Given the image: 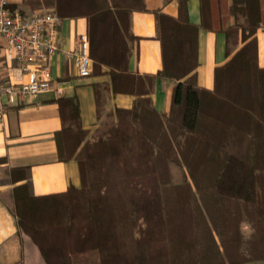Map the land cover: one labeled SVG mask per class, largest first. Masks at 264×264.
Here are the masks:
<instances>
[{
	"label": "trees",
	"instance_id": "obj_1",
	"mask_svg": "<svg viewBox=\"0 0 264 264\" xmlns=\"http://www.w3.org/2000/svg\"><path fill=\"white\" fill-rule=\"evenodd\" d=\"M56 16L84 18L99 121L111 97L134 98L115 108L88 137L75 97L56 102L58 160H74L80 187L32 193L30 171L0 158V193L17 219L16 235L38 264L264 263V68L255 33L264 0H199L200 23L155 12L162 68L128 69L131 15L143 0H50ZM225 36L227 61L213 87H199L198 30ZM174 86L167 113L154 108L156 84ZM249 226L244 234L242 225ZM24 249V253H23Z\"/></svg>",
	"mask_w": 264,
	"mask_h": 264
},
{
	"label": "crops",
	"instance_id": "obj_2",
	"mask_svg": "<svg viewBox=\"0 0 264 264\" xmlns=\"http://www.w3.org/2000/svg\"><path fill=\"white\" fill-rule=\"evenodd\" d=\"M145 11H135L130 19V31L135 38L128 69L137 74H155L162 68L160 42L156 39L155 12L177 17V0H143ZM13 13L18 11L27 17L37 13L55 14L50 0H13L7 6ZM188 21L200 23L199 0H188ZM60 50L50 60V88L36 95L17 96L9 102L2 96L4 110L0 112V158L12 168L26 167L30 171L32 193L36 196L65 192L70 186L80 187L78 165L74 160H58L55 136L61 128L57 100L75 97L79 105L80 123L88 131V137L97 126L94 99L95 84L109 82L107 75L79 77L77 69L65 52L72 51L80 34H86L84 18L65 19L58 23ZM257 59L264 68V27L255 33ZM198 66L194 70L199 87L212 89L214 68L224 64L225 36L222 33L198 30ZM0 74L7 82L26 83L27 74L19 69L3 39H0ZM174 86H166L160 81L152 95L154 108L167 113L172 101ZM134 98L118 94L108 101L110 110L130 109ZM7 187L0 186V193ZM17 219L10 214L0 200V264H37L34 249L25 248L22 260V243L16 235ZM24 253V249H23Z\"/></svg>",
	"mask_w": 264,
	"mask_h": 264
},
{
	"label": "built area",
	"instance_id": "obj_3",
	"mask_svg": "<svg viewBox=\"0 0 264 264\" xmlns=\"http://www.w3.org/2000/svg\"><path fill=\"white\" fill-rule=\"evenodd\" d=\"M13 0H0V39L13 53L19 69L27 74L26 83L7 82L0 74V112L4 110L2 96L13 102L17 96L36 95L50 88V60L60 50L59 19L51 12L24 17L18 11L11 13L7 6ZM77 69L79 77L92 73L86 34H80L72 51L65 52Z\"/></svg>",
	"mask_w": 264,
	"mask_h": 264
},
{
	"label": "rangeland",
	"instance_id": "obj_4",
	"mask_svg": "<svg viewBox=\"0 0 264 264\" xmlns=\"http://www.w3.org/2000/svg\"><path fill=\"white\" fill-rule=\"evenodd\" d=\"M92 69H93V68H92ZM105 109H106V110H105L104 113L101 115L100 120L97 122V126H96V128L99 126V123H100V122H102V121H104V120L106 119V117H105V113L111 111V110L109 109L108 105L106 106ZM96 128H95V129H96ZM94 131H95V130H94ZM94 131H93V132H94ZM1 178H2V172L0 171V179H1ZM242 231H243L244 234H247V233L249 232V226H248L247 224H243V225H242ZM28 264H33V262H32V261H29ZM35 264H36V263H35ZM37 264H38V261H37ZM88 264H89V263H88ZM252 264H264V263H252Z\"/></svg>",
	"mask_w": 264,
	"mask_h": 264
}]
</instances>
